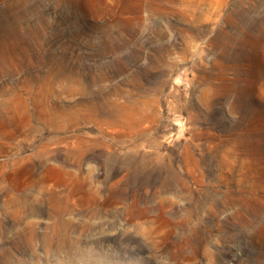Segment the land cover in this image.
I'll list each match as a JSON object with an SVG mask.
<instances>
[{
	"label": "rangeland",
	"instance_id": "374dc122",
	"mask_svg": "<svg viewBox=\"0 0 264 264\" xmlns=\"http://www.w3.org/2000/svg\"><path fill=\"white\" fill-rule=\"evenodd\" d=\"M0 264H264V0H0Z\"/></svg>",
	"mask_w": 264,
	"mask_h": 264
}]
</instances>
